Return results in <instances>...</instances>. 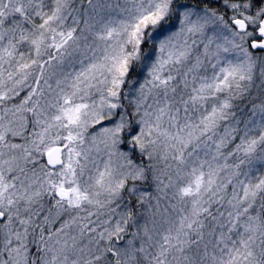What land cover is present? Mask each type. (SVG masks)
Segmentation results:
<instances>
[{
	"label": "snow or ice",
	"instance_id": "6c2138e0",
	"mask_svg": "<svg viewBox=\"0 0 264 264\" xmlns=\"http://www.w3.org/2000/svg\"><path fill=\"white\" fill-rule=\"evenodd\" d=\"M0 264H264V0H0Z\"/></svg>",
	"mask_w": 264,
	"mask_h": 264
}]
</instances>
